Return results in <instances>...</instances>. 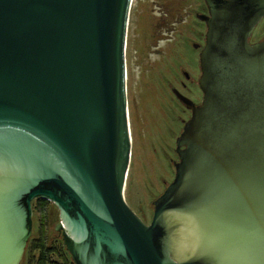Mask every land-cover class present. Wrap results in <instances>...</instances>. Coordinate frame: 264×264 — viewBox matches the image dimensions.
<instances>
[{
	"label": "water",
	"instance_id": "obj_1",
	"mask_svg": "<svg viewBox=\"0 0 264 264\" xmlns=\"http://www.w3.org/2000/svg\"><path fill=\"white\" fill-rule=\"evenodd\" d=\"M132 0H0V264L32 202L52 203L73 264H264V0H204L199 106L144 223L123 197Z\"/></svg>",
	"mask_w": 264,
	"mask_h": 264
},
{
	"label": "rangeland",
	"instance_id": "obj_2",
	"mask_svg": "<svg viewBox=\"0 0 264 264\" xmlns=\"http://www.w3.org/2000/svg\"><path fill=\"white\" fill-rule=\"evenodd\" d=\"M140 2L131 1L125 44L131 156L123 197L130 209L149 224L153 215L152 202L162 195L174 178L173 163L178 161L175 140L181 133V120L186 119L170 88L179 87L178 82L183 80L181 69L197 76L192 59L187 57L185 41L195 39L192 29H198V26L193 12L198 3L189 0L190 15H182L181 22L168 20L169 30L162 34L164 40L158 42L161 32L152 27L160 14L149 2L147 22L138 24ZM262 35L264 20L254 28L251 41ZM41 206L45 213H41L43 218L37 213L32 215V234L37 235L40 231L48 242L58 241L60 236L55 230L58 211L49 202ZM52 259L59 261L55 256ZM19 264L26 262L20 261Z\"/></svg>",
	"mask_w": 264,
	"mask_h": 264
},
{
	"label": "flooded vegetation",
	"instance_id": "obj_3",
	"mask_svg": "<svg viewBox=\"0 0 264 264\" xmlns=\"http://www.w3.org/2000/svg\"><path fill=\"white\" fill-rule=\"evenodd\" d=\"M151 3L152 6H155L157 12L160 14L159 17L154 19L153 22V30L157 32H161L157 37V41L164 40L162 34L165 31L169 30V21L177 22L182 21V15H190L189 11V0H141L140 2V10L138 12L136 21L138 24L147 22V12H148V3ZM197 9L193 12V17L197 21L196 26L198 29H192V35L195 39L193 40H186L185 46L187 50V57L188 59H192V66L193 70L196 72L197 76L193 77L189 75L186 71L181 69V75L183 80L178 82L179 87H171V93L178 103L179 107L182 109L184 116L186 117L185 120H181L182 128L184 123L191 117V110L186 107L185 104L174 94L173 91H176L178 94L190 100L195 106H199L202 102L203 95L201 90L198 86V80L200 78V66H199V58L200 52L205 44V34H206V25L204 21L198 18L199 15H208V8L204 0H197ZM168 17V19L166 18ZM264 20V19H262ZM259 23V22H258ZM128 30V27H127ZM252 35V34H251ZM127 36V34H126ZM153 36V35H152ZM264 36V35H262ZM263 37L258 38L254 41H251V36L249 38V43H255L262 40ZM181 128V131H182Z\"/></svg>",
	"mask_w": 264,
	"mask_h": 264
},
{
	"label": "trees",
	"instance_id": "obj_4",
	"mask_svg": "<svg viewBox=\"0 0 264 264\" xmlns=\"http://www.w3.org/2000/svg\"><path fill=\"white\" fill-rule=\"evenodd\" d=\"M47 203L48 201L42 199H37L34 203L32 202L33 215L37 213L42 217L41 213H45V208L41 204L44 206ZM56 241V239H53L51 242H48L43 236V232L40 231L37 235L32 234L21 261H25L26 264H73L69 253L62 244L61 237ZM53 256L57 257L59 261L53 260Z\"/></svg>",
	"mask_w": 264,
	"mask_h": 264
}]
</instances>
